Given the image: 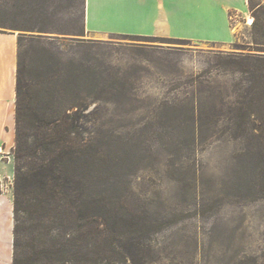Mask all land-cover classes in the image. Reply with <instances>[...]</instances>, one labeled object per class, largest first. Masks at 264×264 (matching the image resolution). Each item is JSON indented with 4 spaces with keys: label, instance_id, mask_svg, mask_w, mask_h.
<instances>
[{
    "label": "rangeland",
    "instance_id": "374dc122",
    "mask_svg": "<svg viewBox=\"0 0 264 264\" xmlns=\"http://www.w3.org/2000/svg\"><path fill=\"white\" fill-rule=\"evenodd\" d=\"M247 1L246 15L230 14V38L204 42L20 31L79 26L82 0H0V35L17 48L21 34L65 40L50 49L72 77L66 99L85 97L70 112L79 109L101 152L97 184L147 211L152 229L135 263H116L102 243L93 264H264V135L246 114L252 82L234 63L264 57V0ZM70 62L84 70L78 79ZM0 164V193L14 200L13 149Z\"/></svg>",
    "mask_w": 264,
    "mask_h": 264
},
{
    "label": "trees",
    "instance_id": "16d2710c",
    "mask_svg": "<svg viewBox=\"0 0 264 264\" xmlns=\"http://www.w3.org/2000/svg\"><path fill=\"white\" fill-rule=\"evenodd\" d=\"M82 5L79 26L20 31L84 36L86 0ZM62 39L25 34L18 38L13 264H93L102 243L112 248L116 263H135L143 252L140 239L152 229L145 220L147 211L130 208L127 194L97 184L101 152L85 137L79 109L70 112L85 97L66 99L72 77L61 56L50 49L65 43ZM234 63L252 82L245 96L250 94L246 114L259 121L264 135V57L241 56ZM69 65L78 79L84 70ZM86 78L92 97L95 89Z\"/></svg>",
    "mask_w": 264,
    "mask_h": 264
},
{
    "label": "crops",
    "instance_id": "0c3cea01",
    "mask_svg": "<svg viewBox=\"0 0 264 264\" xmlns=\"http://www.w3.org/2000/svg\"><path fill=\"white\" fill-rule=\"evenodd\" d=\"M247 0H86L89 32L142 37H184L226 41L230 14L246 15ZM183 31V32H182ZM0 35V157L15 147L17 42ZM0 164V178L4 175ZM14 200L0 193V264H13Z\"/></svg>",
    "mask_w": 264,
    "mask_h": 264
},
{
    "label": "bare ground",
    "instance_id": "6f19581e",
    "mask_svg": "<svg viewBox=\"0 0 264 264\" xmlns=\"http://www.w3.org/2000/svg\"><path fill=\"white\" fill-rule=\"evenodd\" d=\"M249 22H252V19L251 18L249 19Z\"/></svg>",
    "mask_w": 264,
    "mask_h": 264
}]
</instances>
